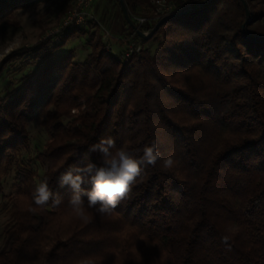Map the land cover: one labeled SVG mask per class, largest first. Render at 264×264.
Listing matches in <instances>:
<instances>
[{
  "label": "trees",
  "instance_id": "trees-1",
  "mask_svg": "<svg viewBox=\"0 0 264 264\" xmlns=\"http://www.w3.org/2000/svg\"><path fill=\"white\" fill-rule=\"evenodd\" d=\"M54 1L62 15L72 8V0H0V26L19 9ZM123 1L134 25L132 16L149 20L153 1L169 7L141 32L191 10L168 18L148 40L129 27L138 50L126 58L78 27L0 67L1 76L11 63L25 65L18 87L0 97V200L7 216L0 264H264V0H243L244 28L241 0L204 7L198 6L206 0ZM115 5L126 23L119 0ZM83 32L90 51L77 62L64 47ZM80 100L84 110L70 115ZM32 122L49 137L36 155L40 175L19 158ZM108 136L136 158L155 142L161 160L141 166L111 214L88 208L83 221L67 207L72 189L59 176L72 166H100L99 154L88 149ZM168 156L174 164L164 169ZM12 173L15 191L5 196L4 177ZM42 180L62 203L32 212ZM82 187H91L87 175Z\"/></svg>",
  "mask_w": 264,
  "mask_h": 264
},
{
  "label": "rangeland",
  "instance_id": "rangeland-1",
  "mask_svg": "<svg viewBox=\"0 0 264 264\" xmlns=\"http://www.w3.org/2000/svg\"><path fill=\"white\" fill-rule=\"evenodd\" d=\"M154 12L149 14L148 18L152 21L158 15L165 16L169 12L160 13L163 2H154ZM61 4L58 1L46 4H38L32 8L19 9L13 12L6 21L5 25L0 26V67L11 58L13 54H21V51L28 49L52 37L54 41L60 40L64 34H68L78 27H85L89 32H95V37H92V42L96 38L104 41L106 48L115 54L118 58L129 57L134 51L138 50L136 42L131 39V32L129 26L124 23L120 16L119 10L115 5V0H92L87 13L84 16V22L70 29H64L62 22L67 16L61 10ZM74 9V4L70 11ZM69 11V12H70ZM118 16L122 24L125 26V35L112 31V23L114 17ZM133 21L137 27L149 22L147 18L142 16H132ZM96 26V27H95ZM101 36V37H100ZM87 34L83 32L78 37L72 38L64 47L65 50H72L74 52V59L77 62L83 61L85 56L89 53L90 48L87 44ZM91 42V43H92ZM153 45V46H152ZM156 44L152 40L145 45V48L152 51ZM18 62V63H17ZM11 63L9 68L0 76V97L5 96L8 92L16 89L20 84L22 73H19L22 65L17 61ZM25 66V65H24ZM7 67V66H6ZM30 67L25 69L28 72ZM84 110V101L80 100L78 107L70 111V115H78ZM67 122V120H66ZM28 132V146L23 150L19 158L24 168L42 173V167L36 160V155L41 152L44 145L48 142V136L42 128L40 122H32L27 127ZM14 173L4 177L3 195L8 196L14 193ZM6 201L0 200V248L2 247V230L7 221V216L4 212Z\"/></svg>",
  "mask_w": 264,
  "mask_h": 264
},
{
  "label": "clouds",
  "instance_id": "clouds-1",
  "mask_svg": "<svg viewBox=\"0 0 264 264\" xmlns=\"http://www.w3.org/2000/svg\"><path fill=\"white\" fill-rule=\"evenodd\" d=\"M88 151L99 154L100 166L91 162L83 166H72L59 176L60 185L72 189L67 207L83 221L88 220V208H95L101 216L111 214L119 201L130 193L133 184L141 175V166H155L157 161L161 160V153L157 150L155 142L150 146L145 145L142 155L136 158L123 148L117 149L114 139L110 136L102 137L97 143L90 145ZM85 158L87 159V156ZM173 164L171 156L162 160L164 169H170ZM85 175L89 177V189L82 187ZM32 200L36 206L29 209L32 212H35L37 207L44 208L49 204L59 206L62 203L59 194H54L49 188L47 180H42L36 185Z\"/></svg>",
  "mask_w": 264,
  "mask_h": 264
},
{
  "label": "water",
  "instance_id": "water-1",
  "mask_svg": "<svg viewBox=\"0 0 264 264\" xmlns=\"http://www.w3.org/2000/svg\"><path fill=\"white\" fill-rule=\"evenodd\" d=\"M212 0H206L204 1L203 3H201L198 7H204L206 5H208L209 3H211ZM243 6H244V9H245V17H246V20H245V23L243 24V28L245 27V25L248 23V20H249V12L247 10V7H246V4L243 0H241ZM119 4H120V10H121V13H122V16L124 18V20L126 21V23L128 24V26L142 39L144 40H148L149 38H151L153 36V34L159 29V27L170 17H181V16H184L186 13L190 12L191 9H188V10H185V11H182L180 13H177L175 15H172V16H166L164 17L162 20H160L155 26L154 28L152 29V31L150 32H141L139 30V28L133 24L131 18H130V15L128 13V10L124 4V1L123 0H119ZM243 33L246 35V32L245 30L243 29Z\"/></svg>",
  "mask_w": 264,
  "mask_h": 264
},
{
  "label": "built area",
  "instance_id": "built-area-1",
  "mask_svg": "<svg viewBox=\"0 0 264 264\" xmlns=\"http://www.w3.org/2000/svg\"><path fill=\"white\" fill-rule=\"evenodd\" d=\"M74 4V9L68 12L67 16L62 22V27L64 29L75 28L84 22V16H87V10L92 2V0H72ZM160 13L169 12V7L165 4L161 6Z\"/></svg>",
  "mask_w": 264,
  "mask_h": 264
},
{
  "label": "crops",
  "instance_id": "crops-1",
  "mask_svg": "<svg viewBox=\"0 0 264 264\" xmlns=\"http://www.w3.org/2000/svg\"><path fill=\"white\" fill-rule=\"evenodd\" d=\"M112 31H116L117 33H123L125 35V26L122 24L121 20L118 18V16L114 17L113 23H112ZM128 25V24H127Z\"/></svg>",
  "mask_w": 264,
  "mask_h": 264
}]
</instances>
